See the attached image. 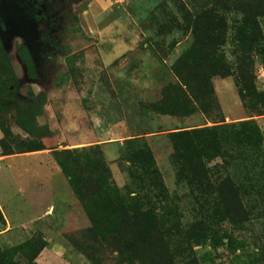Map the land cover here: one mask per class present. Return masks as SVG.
<instances>
[{
    "label": "rangeland",
    "instance_id": "rangeland-1",
    "mask_svg": "<svg viewBox=\"0 0 264 264\" xmlns=\"http://www.w3.org/2000/svg\"><path fill=\"white\" fill-rule=\"evenodd\" d=\"M13 1L4 5L10 10L9 5L15 4L19 9L13 21L9 17L13 25L6 24L4 31L13 46L9 51L15 53L24 47L40 80L39 85H33L22 61L13 56L15 71L11 77L14 83L18 81L14 84L17 95L26 98L44 93L45 107L56 120L49 122L46 138L38 140L16 126L14 113L0 115L6 149L14 153L42 143L53 157L54 150L96 147L72 146L69 140L77 134L58 127L64 123L65 107L71 106L65 115L77 122L81 137L94 133L103 139L112 129L125 132V138L115 137L119 140L110 151L100 146L120 190L129 186L136 191L133 183L137 180L133 181L132 173L141 165L134 157L147 147L149 154H142L143 159L150 160L168 195L166 203L158 208L165 222L177 223L185 231L201 224L208 228L203 243L180 239V260L196 264H264V103L241 99V86L236 83L237 65L249 58L256 92L264 94V16L258 18V39L251 37L240 7L250 0ZM198 16L201 20L196 28ZM217 17L222 18L219 25L213 19ZM210 21L215 32L207 30ZM211 36L218 37L216 47L231 63L234 75L212 79L215 105L209 114L194 107L196 111L187 115L192 106L184 108L180 117L167 114L176 97L170 87L173 66L183 56L200 57V47ZM206 128L215 130L216 140L209 144L204 138L199 144H207L214 153L205 161L203 174H198L189 161L191 154L177 135ZM15 155L22 154L9 156ZM1 160L0 144V232L5 229L1 211L14 212L19 222H27L29 216L25 186L18 175L9 171L14 168L12 161ZM227 177L239 189L242 208L234 215L237 221L225 214L226 205L239 207L238 201L226 203L222 198L228 192L220 183ZM60 191L59 187L54 192L55 206L48 204L41 209L28 240H0V258L5 257L6 264H28L33 251L47 242L64 258L67 250V257L77 256L82 264H93L70 241L90 246L83 234L92 226L88 213L72 189ZM49 196L43 192L37 196L36 207L47 202ZM7 217L12 224L17 222L12 215ZM101 256L102 264H128L116 253L101 252Z\"/></svg>",
    "mask_w": 264,
    "mask_h": 264
},
{
    "label": "trees",
    "instance_id": "trees-1",
    "mask_svg": "<svg viewBox=\"0 0 264 264\" xmlns=\"http://www.w3.org/2000/svg\"><path fill=\"white\" fill-rule=\"evenodd\" d=\"M240 7L241 12H245V25L251 32L250 36L256 38L260 35L258 18L264 16V0H250L248 4ZM213 19H216V25L222 21L219 17ZM199 20H201L200 16L196 17V28ZM207 28L208 31L215 32L211 21ZM197 30L199 29H195ZM218 40V37L211 36L200 47V57L183 56L173 66L174 80L170 87L175 90L176 97L173 98V109L167 114L180 117L181 111L188 106L193 108L186 112L187 115H192L196 111L194 107H201L204 114H209L215 105L212 79L214 77L225 79L234 75L231 63L226 61L216 47ZM19 58L27 69L28 79L37 81L34 64L24 47L19 50ZM249 62L250 59L247 58L237 65L236 83L241 86L240 97L243 100L256 99L264 103V94L257 93L254 87V75ZM14 71L8 52L0 50V115L14 113L15 123L19 129L33 139L43 140L49 134V127L39 126L37 117L44 112L47 96L40 93L37 96L19 98L16 88L14 91L9 89V84L12 83L14 86L18 83V81L14 83V78L11 77ZM0 130L4 134V138L0 141L3 156L45 150V145L39 143L32 148H21L20 151L12 153L6 149L4 144L6 135L1 126ZM214 131L206 128L204 131H180L177 135L180 138L179 143L191 154L192 158L189 161L192 169L198 174H203L205 161L214 153V149L212 150L207 144L199 143H203L205 138L212 144V141L216 140ZM139 151L140 155L134 157V160L140 162L141 167L140 170L132 173L133 181L137 180L136 183L132 182L136 186V191L129 189V186L123 190L116 186L112 171L105 162L99 145L80 151H52L53 158L68 179L73 194L87 211L92 223L90 229L83 231L84 239L91 242L89 247L86 248L75 240L70 241L93 264H102L101 252L116 253L124 263L128 264H196L192 260L179 259L180 239L185 237L190 242L203 243L208 237V228L201 224L185 231L177 223L168 225L165 222L158 208L168 200L166 189L160 184L158 174L150 165V160L143 159L142 154H149L147 147ZM199 184L202 185L201 181ZM220 186L225 187L228 192L224 197L222 196L226 203L229 201L239 203L237 208L230 204L225 206L226 217L237 221L239 218L234 215L237 209L241 212L242 208L239 189L230 177L223 180ZM220 189L218 188L221 197ZM44 247L45 244L36 248L31 256L33 258L31 263L29 260L27 263L35 264ZM4 259L5 257L0 258V264H6Z\"/></svg>",
    "mask_w": 264,
    "mask_h": 264
},
{
    "label": "crops",
    "instance_id": "crops-1",
    "mask_svg": "<svg viewBox=\"0 0 264 264\" xmlns=\"http://www.w3.org/2000/svg\"><path fill=\"white\" fill-rule=\"evenodd\" d=\"M40 80L33 82V85H39ZM69 102H67L68 104ZM67 109H71V106L65 107V112L63 114L62 127L58 125L60 130L73 131L74 134L79 133L80 127L77 122H73L72 119H68L65 114H68L69 111ZM54 113L50 116L47 110V107L44 108V112L41 116L37 117V123L39 126L47 125L49 127V122H52L54 119ZM113 121V118H110ZM115 128V127H113ZM73 140H69L72 146L79 145H99L104 148L111 150L110 147L116 143L118 140H114L117 138H125V132L118 131L116 132L114 129L111 130V133L108 134L106 138L98 139L94 133H87L77 136ZM67 137V136H66ZM3 138V133L0 130V141ZM47 150L34 152V153H26L22 155H15L16 157L3 156L1 151V162L12 161V165H14L13 170H9L12 175H18L21 179V185L25 186V190L28 193V201L27 204L29 206V216L26 217L27 222H19L18 215L14 212L6 213L1 211L4 218V226L5 229L0 232V240L7 242L8 240L20 239L21 241H26L29 239L31 234L30 227L39 219L40 211L43 207H46L48 204L56 205L54 192L56 188H61V193L69 189L71 191L68 179L63 174L62 170L58 166L55 159L52 156L48 155ZM17 159H20L19 161ZM27 161V162H24ZM43 162L44 164H41ZM22 166H26L25 170H20L19 168ZM35 167V170H34ZM112 174L115 175L113 167H110ZM11 175V174H10ZM55 187V189H54ZM43 194H50L48 197V201L43 203L40 207V203H38V208L36 207L37 196ZM59 192V194H60ZM26 201V199H25ZM7 214V215H6ZM15 218L17 222L12 224V221L9 222L8 217ZM54 245L50 243L45 244L44 249L41 251L39 256L35 260V264H82L80 262V258L77 256L67 257L68 251L64 252L65 258L63 254L57 249H53Z\"/></svg>",
    "mask_w": 264,
    "mask_h": 264
},
{
    "label": "flooded vegetation",
    "instance_id": "flooded-vegetation-1",
    "mask_svg": "<svg viewBox=\"0 0 264 264\" xmlns=\"http://www.w3.org/2000/svg\"><path fill=\"white\" fill-rule=\"evenodd\" d=\"M8 1L9 0H0V5H1L0 6V50L1 51L2 50H6L8 52V56H9L11 62H12V57L13 56H15L17 58L19 57V51L18 52L16 51L15 53H13V51H12L13 49L9 51V49L11 47H13V46L10 45L11 43L8 40V38H5L4 31H5V28H6V24H12V22L9 21V17H11V21H13L14 20L13 18L16 15V11L18 12L19 9H15V4L9 5L10 6V10L8 8H6L4 5L6 4V2L8 3ZM15 21H17V19ZM11 65H12V63H11ZM33 82H36V81H33ZM14 88L15 87L13 85H11L9 87V89L11 91H14Z\"/></svg>",
    "mask_w": 264,
    "mask_h": 264
}]
</instances>
